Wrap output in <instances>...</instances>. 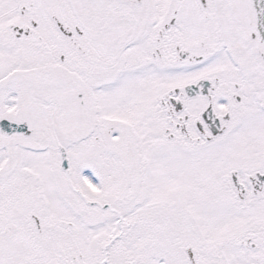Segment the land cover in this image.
<instances>
[{
	"label": "snow or ice",
	"instance_id": "1",
	"mask_svg": "<svg viewBox=\"0 0 264 264\" xmlns=\"http://www.w3.org/2000/svg\"><path fill=\"white\" fill-rule=\"evenodd\" d=\"M0 264H264V0H0Z\"/></svg>",
	"mask_w": 264,
	"mask_h": 264
}]
</instances>
